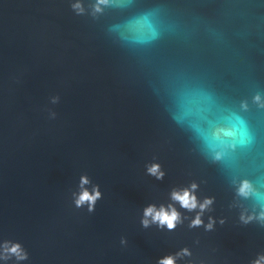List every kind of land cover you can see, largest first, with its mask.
<instances>
[{"label": "water", "instance_id": "water-1", "mask_svg": "<svg viewBox=\"0 0 264 264\" xmlns=\"http://www.w3.org/2000/svg\"><path fill=\"white\" fill-rule=\"evenodd\" d=\"M184 93L207 98L202 129L235 114L251 142L214 159L219 144L174 119ZM83 173L104 193L92 214L71 204ZM193 184L210 231L170 198ZM149 204L183 222L142 228ZM261 212L264 0H0V244L29 257L6 264H156L183 248L178 264H254Z\"/></svg>", "mask_w": 264, "mask_h": 264}, {"label": "clouds", "instance_id": "clouds-1", "mask_svg": "<svg viewBox=\"0 0 264 264\" xmlns=\"http://www.w3.org/2000/svg\"><path fill=\"white\" fill-rule=\"evenodd\" d=\"M101 3H106L107 0H100ZM73 9L80 12L82 11L81 5L77 2L72 5ZM152 37L155 36V32H151ZM59 96L52 98L53 103L59 101ZM257 101L260 100L256 97ZM207 100L196 93H184L177 99V111L174 113V119L178 122H187L190 127L200 133L206 141L211 143H218L220 150L213 149L214 159H222L226 154L225 149L235 148L237 144L243 146L251 142V136L245 126L244 122L239 116L233 114L230 117H226L227 127H217L209 130H204L200 126L201 121L207 119L205 113L206 108L204 102ZM56 113H50V119H55ZM147 174L154 175L156 179H163L164 173L160 169L158 164H153L147 167ZM197 186L191 185L190 188L182 190H173L170 193L172 201L179 204L180 208L188 211H193L197 208L200 212L191 220L189 227L197 228L203 226L206 230H212L214 221L209 218V223L204 224L202 219V213L212 204L211 199H206L202 203L198 201L194 190ZM239 193L245 197L249 195H259L256 190L248 181H243L238 189ZM71 204L76 209H84L87 213L92 214L96 211V205L99 201L104 199V193L101 190V186L98 183H93L87 173H83L79 176V182L77 189L71 192ZM260 219H264V212L260 213ZM243 219V217H242ZM248 219H251L249 217ZM183 222L181 213L177 210L174 204L167 206L160 205L157 207L155 204H149L143 209V213L140 217V226L142 228H150L155 225L159 229H167V231H174L179 224ZM121 245L127 244L126 237H121ZM191 252L187 248H183L178 252L166 255L159 258L156 264H178V261L186 256H190ZM15 257L16 261L28 260V253L23 249L19 243H12L5 241L0 244V264H6L12 257ZM254 264H264V256L255 261Z\"/></svg>", "mask_w": 264, "mask_h": 264}]
</instances>
